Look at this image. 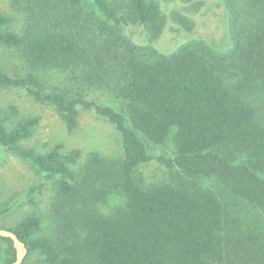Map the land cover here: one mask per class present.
I'll list each match as a JSON object with an SVG mask.
<instances>
[{"label": "trees", "instance_id": "trees-1", "mask_svg": "<svg viewBox=\"0 0 264 264\" xmlns=\"http://www.w3.org/2000/svg\"><path fill=\"white\" fill-rule=\"evenodd\" d=\"M32 1L35 18L20 32L0 12V46L27 64L22 76L0 69V88H20L52 105L70 132L81 110L108 120L121 135L122 157L104 190L123 193L125 203L104 213L83 201L89 186L78 172L82 151L25 146L39 119L12 123L17 107L5 118L0 108V146L45 176L54 195V236H39L38 214L0 225L26 244L23 264H33L35 255L43 264H264V0H213L228 24L222 50L201 38L153 42L171 20L186 32L195 29L189 14L169 11L171 3L203 8L207 0ZM135 24L151 45L128 37L124 28ZM69 66L105 78L125 113L44 86L41 70ZM168 142L173 156H152L151 144ZM153 160L177 170L178 182L141 183L138 169ZM200 179H216L222 191L203 188ZM35 192L30 188V196ZM2 240L13 264V243Z\"/></svg>", "mask_w": 264, "mask_h": 264}, {"label": "rangeland", "instance_id": "rangeland-1", "mask_svg": "<svg viewBox=\"0 0 264 264\" xmlns=\"http://www.w3.org/2000/svg\"><path fill=\"white\" fill-rule=\"evenodd\" d=\"M183 2V1H182ZM206 6H195L180 1L171 3L169 11L187 13L192 17L195 29L186 32L177 25V21H169L168 26L157 44H172L176 41H188L190 38L207 39L216 49L229 46L228 24L225 11L219 2L205 1ZM205 2L203 4L205 5ZM36 4L32 0H0V12L13 19V28L22 31L32 21ZM30 16V17H29ZM175 18V17H174ZM128 37L136 44L151 45V38L144 27L139 24L124 28ZM85 66L41 70L39 72L44 86L70 95H82L99 104L110 106L125 113V104L116 97L114 88L105 78H96L85 71ZM0 69L12 76H22L27 72V64L16 50L0 46ZM112 83V82H111ZM110 84V85H109ZM15 106L18 114L10 118L12 123L27 118H38L39 125L34 135L24 145L46 153L55 145L61 144L66 151L80 149L83 153L78 172L83 184L89 186L83 201L96 206L100 212L111 213L125 203L121 192L105 194L110 170L122 157L121 135L106 119L93 110H81L78 128L70 132L56 109L49 104L37 102L20 88H0V108L3 117L9 108ZM152 156H173L174 146L168 142L163 146L150 145ZM137 178L144 185L175 184L181 178L177 170H170L156 160L141 166ZM197 183L203 188L219 194L222 189L216 179H200ZM36 192L30 196V188ZM52 183L40 174L29 162L17 157L0 146V211L7 210L0 216V225L15 226L23 217L38 214L42 219L39 236H54L56 219L52 213ZM81 204V203H80ZM14 248V247H13ZM10 245L0 238V264H7V251ZM29 261L43 264L42 258L35 255Z\"/></svg>", "mask_w": 264, "mask_h": 264}, {"label": "water", "instance_id": "water-1", "mask_svg": "<svg viewBox=\"0 0 264 264\" xmlns=\"http://www.w3.org/2000/svg\"><path fill=\"white\" fill-rule=\"evenodd\" d=\"M0 238L11 240L16 253V260L13 264H23L29 251L26 244L19 236L11 231L0 227Z\"/></svg>", "mask_w": 264, "mask_h": 264}]
</instances>
